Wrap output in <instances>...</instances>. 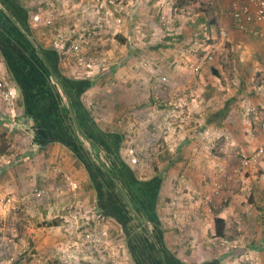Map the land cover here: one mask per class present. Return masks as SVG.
<instances>
[{"label":"crops","instance_id":"0c3cea01","mask_svg":"<svg viewBox=\"0 0 264 264\" xmlns=\"http://www.w3.org/2000/svg\"><path fill=\"white\" fill-rule=\"evenodd\" d=\"M162 1L149 2L156 8ZM245 1L215 2L210 21L217 28L213 42L206 41L208 24L202 23L210 9L208 0L198 1L196 19L174 18L175 28L183 26L184 32L180 28L179 36L172 39L177 42L186 33L192 34L193 28L195 36L187 37L189 53L169 63L171 87L165 96L170 93L173 100L167 97L161 103L168 107H138L140 125L135 135L129 123L120 121L115 128L97 117L90 103L95 84L90 66H72L70 51L64 54L62 49L61 40L68 41L75 63L80 64L78 55L84 54L76 52L79 43L72 44L73 37L63 33L61 26L62 0H0L1 75L18 92L15 122L12 109L0 101V126L3 132L15 133L0 147V212L11 208L14 200H24L22 205L28 207L27 199L40 192L36 200L42 211L34 213L49 218L46 224L54 230L46 239L52 236L55 241L68 239L61 227L68 228L69 213H79L82 236L87 225L100 227L110 233L116 249L111 254L108 249L90 248V264H117L112 261L115 257L124 264H264V155L254 165H242V155L264 145V28L256 21L238 26L231 12L235 3ZM39 7L43 18L35 21ZM48 13L53 15L52 24L46 21ZM117 17L119 22L124 20ZM222 29L227 32L223 39ZM129 30L119 35L123 47L132 45L134 35ZM162 42L150 45L151 52L159 54L166 45ZM128 51L114 61L129 60L133 54ZM180 63L184 73L175 68ZM179 74L181 94L186 98L183 107L178 106L173 88ZM149 111L147 123L142 117ZM164 112L166 118H176L163 122ZM145 128L152 133L139 135ZM148 137L165 146L158 153L166 159L162 171L136 167L122 153L124 143L139 140L145 144ZM123 172L132 174L133 186L125 183ZM65 175L79 183L77 191L69 189ZM112 177H119L116 188ZM109 185L131 218L127 222L102 208ZM168 189L179 193L165 201ZM193 193H201L200 198ZM174 199L177 207L172 205ZM216 217L225 221L223 235L216 233ZM72 233L70 227L71 237ZM77 253L85 258V251L76 249Z\"/></svg>","mask_w":264,"mask_h":264},{"label":"rangeland","instance_id":"374dc122","mask_svg":"<svg viewBox=\"0 0 264 264\" xmlns=\"http://www.w3.org/2000/svg\"><path fill=\"white\" fill-rule=\"evenodd\" d=\"M117 1L113 5L108 3L107 0H62L63 4L60 7L63 11L60 14L64 20L61 22V26L64 30L63 33L73 37L71 38L72 44L79 43V48L76 52L84 55L90 53L96 57V63L90 66V79H94L95 81L90 93V103H94L96 108L94 111H96L95 113L100 122L109 123L115 128L118 127L120 121L129 123L130 130L136 135V131L139 132L137 127L140 125L138 122L140 116L135 113L136 110L151 105L168 107L166 105L162 106L161 103H165L164 99L167 97L168 100H173L172 96L170 97V93L167 97L165 96L171 87L168 84L167 76L172 74L173 69L169 63L177 59V56L178 59L182 56L184 58L183 52L189 53V50H186L190 46L187 43V37L191 38L195 36V32H193L195 28H193L192 34L186 33V37L178 38L176 42L172 38L174 36L178 37L181 33L180 31L184 29L183 26L180 27L181 30L180 28H175L173 20L176 17L189 16H194L196 19L200 6L198 2L190 3L187 0H163L158 6L156 5V8L154 5H150V0H141V2L140 0ZM208 1L207 7L210 6V9H207V13L204 15L205 20L202 23L207 21L206 24H208L204 34L206 41L213 42L211 36L214 31H217V28L216 26L214 27V24L210 26L212 10L215 2L221 0ZM141 4L143 5V7L141 6L143 10L140 8ZM134 10L137 11V14L134 13ZM117 16H122L124 20L121 18L122 20L119 22ZM57 17L59 16H56L55 20L58 21ZM88 24H90V35L85 30ZM94 24L98 26L96 29H91ZM200 24L196 28L200 27ZM127 28L134 35L133 41H130L133 49L128 44L132 50L127 45L123 47L124 43L119 37L120 33H122L121 31ZM86 38L90 39L88 43L86 42ZM197 41L199 42V37H197ZM161 42L166 43V45L159 50L160 55L153 50L151 52L152 48H150V45H156ZM61 43L65 45L68 41L65 42L63 40ZM69 51L74 63L72 66L79 65L83 67V64L75 63L72 49H69ZM127 51L128 53L131 51L133 55L129 56L130 59L127 58L129 59L127 60V64L126 60V62L124 61V63L120 64L119 61L122 58L118 57H122V54L125 52L124 55H126ZM197 53L199 54V52H193V54ZM115 56L119 61H114ZM157 56L158 58H156ZM180 65L175 68H177L176 70L179 73H184V65L182 63ZM179 77L180 80L174 79L175 85L173 88L178 93L175 95V98H177L183 107L186 105V98L181 94L184 90L181 74H179ZM154 102L156 103L152 104ZM144 103H148V105ZM143 114L142 118H145L146 122L149 123L151 118L149 116L150 111ZM175 115L179 114L175 113ZM172 117L176 118L175 116H167L166 118V113L164 112L162 121L167 120L172 122L174 120ZM0 129L2 130L0 132V147H5L7 143H3L4 139L8 141L15 133L3 132L1 126ZM151 130L145 128L144 134L139 133V135H150L152 133ZM13 142H15V138ZM123 145V155L129 161H132L134 166L154 171L157 168L158 170L160 168V171L164 170L166 159L162 160L158 156L159 151L165 148L161 143L153 142L148 137L145 144L139 142V140H135ZM132 149L135 154L130 152ZM134 157L137 158L136 162L133 161ZM37 193L25 202L28 203L30 201L28 207L22 205L24 200H10L11 202L13 201L11 208L0 212V264H63L61 262L64 257L60 258V254H71H66V252L72 250L71 248L85 251L82 255L88 257L87 253L90 249L82 244L84 241L81 228L76 232L74 230L71 237L70 227L67 224L68 228L63 225L61 227L62 233L68 239L66 241L65 239L59 240L62 243L52 240V236L46 239L54 229H51V226L46 224L50 221L49 218H46V215L41 216L39 212L34 213L41 207V202L37 201V198L40 197ZM178 193L172 189L164 191L165 201L171 200ZM200 194L193 193L197 200L200 198ZM40 209L42 211V208ZM45 239L48 241L47 243ZM105 240L101 248L105 251L107 249L111 250L112 254L111 246L114 243L110 240V233L107 234ZM71 264H90V261L88 258H79L71 262Z\"/></svg>","mask_w":264,"mask_h":264},{"label":"built area","instance_id":"2783aa9c","mask_svg":"<svg viewBox=\"0 0 264 264\" xmlns=\"http://www.w3.org/2000/svg\"><path fill=\"white\" fill-rule=\"evenodd\" d=\"M108 3L115 5L118 1L117 0H107ZM42 7V6H41ZM39 7L38 11L33 15L35 21H42L43 15H42V8ZM47 14V13H46ZM50 17L47 16V23L52 24L53 23V15L48 13ZM232 17L237 22L238 26L241 28H244L245 22H252L256 21L258 23H261L262 27L264 28V0H246L245 2L235 3L233 6V10L231 12ZM98 25L94 24L91 29H96ZM87 29L90 31V24H88ZM61 35V34H60ZM63 37V35H61ZM227 36V32L225 29H222L220 31V37L223 39ZM61 37V38H62ZM63 40H61L62 42ZM66 42V40H65ZM95 58L91 55H78V62L80 64H83L84 66H91L95 63ZM18 92L14 85H12L11 81L1 75V67H0V100L3 101L5 105H7L9 108L12 109V116L11 119L13 122L16 121L17 114L14 111L15 104L17 102ZM181 106V105H178ZM261 129L264 132V120L261 122ZM132 154L133 149L130 151ZM264 155V145L258 147L254 152L250 154L242 155V165L244 166H251L257 163L260 158ZM133 161L136 162L137 158L134 157ZM65 180L67 181L68 187L71 191H77L80 187L79 183L75 181L71 175H65ZM37 195H41L40 192L37 193ZM207 199L211 200V196H208ZM173 206H178L179 202L177 199L172 200ZM68 226L72 229H79L82 227L81 225V219L82 216L77 212H71L69 213V216L67 217ZM88 230L86 233L83 234V241L82 244L86 246V248H95L99 249L98 247L103 246V242L106 241L107 237V231L105 229H101L100 227H94L90 229V226L86 227ZM90 247V248H89ZM71 248V247H70ZM106 248V247H105ZM70 252L71 254L64 255L60 254L63 261L61 263L63 264H71L74 260H78L79 258H83L82 256H79V254H76V249L71 248ZM112 254L116 253L114 248L111 246ZM90 261V255L88 257L85 256V259ZM14 260V259H13ZM112 261L117 262V264H124L117 261V257L113 258ZM101 264H105L104 261H102Z\"/></svg>","mask_w":264,"mask_h":264},{"label":"trees","instance_id":"16d2710c","mask_svg":"<svg viewBox=\"0 0 264 264\" xmlns=\"http://www.w3.org/2000/svg\"><path fill=\"white\" fill-rule=\"evenodd\" d=\"M189 2H198L199 0H187ZM69 44L66 43L62 49H63V52L64 54L69 52ZM93 118L90 116V121H93L92 120ZM90 129L91 130H94V127L92 125H90ZM118 145H120V140H116L115 141V146L118 147ZM115 151V149H113ZM117 158L119 159V154L117 156ZM121 176H123V180L125 181V183L127 184H132V186L134 185V177L132 176V174H127L126 172H123L121 174ZM113 178V177H112ZM119 177H115L113 178V183L111 184L114 188L117 187V181H119L118 179ZM107 189H108V194L106 195V199H102L101 202H102V208L105 210L104 212L108 213V214H112L114 217H116L118 220L120 221H124V222H127L129 219L128 217V212L125 211L124 209V204H121L119 202H117V200L114 198V195L115 192H113L111 190V187L110 185L109 186H106ZM103 190H101V193H102ZM101 199V197H100ZM58 224V223H56ZM224 224H225V221L222 217H216L215 218V225H216V233L219 234V235H223L224 234Z\"/></svg>","mask_w":264,"mask_h":264}]
</instances>
